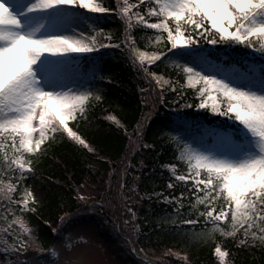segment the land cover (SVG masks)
Here are the masks:
<instances>
[{
	"label": "snow or ice",
	"instance_id": "obj_1",
	"mask_svg": "<svg viewBox=\"0 0 264 264\" xmlns=\"http://www.w3.org/2000/svg\"><path fill=\"white\" fill-rule=\"evenodd\" d=\"M134 8L137 11L133 12ZM109 12L124 23V43L133 54V63L156 81L161 96L165 86L174 90V84L149 66L165 57V52L137 47L132 30L138 25H143L145 31L155 30L154 39L149 37L153 45L163 42L165 47L170 45L168 51L177 49L172 55L183 62L172 61L173 66L190 86L200 85L201 103L197 107H207V96L214 102L213 112L234 122L215 127L198 124L188 133L191 142L183 135L168 134L178 152L176 159L187 171L176 176L177 164L165 167L179 181H194L195 188L192 195L196 203L192 207L197 211L196 218L180 220V224L203 225L188 233L194 239H215L219 232L222 237L235 238L237 246L264 249V0H117L114 5H105L101 0H0V149H4L0 174L12 173L15 177V182L0 179V194L9 204L21 205L23 212L30 200L35 202L32 191L20 189V200H13L12 194L33 171L32 154L40 152L42 145L47 148L46 141H55L58 133L87 147L68 121L78 120L90 104L102 97L98 90L76 87L81 58L74 54L105 47L96 38L101 17L88 13ZM82 23L93 35L78 31ZM202 41L227 47L207 49ZM243 49L261 54L259 68L251 61L252 52ZM230 50L240 55L232 56L229 62L219 61ZM98 71L94 69L93 76ZM217 97L224 99V108ZM108 119L121 123L115 116ZM182 123L190 128L188 121ZM167 186L176 187L172 180ZM155 195L178 205V214L184 207L183 191L179 196ZM221 197L223 202L218 206ZM197 205L204 207L201 210ZM15 222L27 239L9 224L3 231L12 241L3 240L4 254L23 253L30 245L39 247L22 218L17 216ZM51 251L56 255L55 249ZM214 251L219 264H229V250L217 242Z\"/></svg>",
	"mask_w": 264,
	"mask_h": 264
},
{
	"label": "trees",
	"instance_id": "obj_2",
	"mask_svg": "<svg viewBox=\"0 0 264 264\" xmlns=\"http://www.w3.org/2000/svg\"><path fill=\"white\" fill-rule=\"evenodd\" d=\"M101 2L114 5L117 0ZM135 2L136 0H129V3ZM140 10L143 11V8ZM135 11L137 9L134 8L133 12ZM88 14L101 17L97 28L98 32L102 29L101 38L105 48L98 53L79 56L81 86L98 90L102 99L90 104L78 120L68 121L69 126L85 140L87 147L66 137L62 138L58 133L55 141H46L47 148L42 145L40 152L32 154L33 171L20 181L12 198L22 199L20 189L33 185L43 191L44 204L30 200L28 209L21 212V205L9 204L0 194V205L5 206L0 207V264H15L16 260L28 257V253L24 252L4 254L3 240L7 239L9 243L12 241V237L3 231L9 224L15 233L27 239L21 225L15 222L17 216L22 218L25 226L42 246L62 240L72 227L92 223L98 235L131 264H142L138 257L139 250L135 248L134 253L133 246L145 252L149 248L154 252L169 248L182 251L186 253L189 264H219L214 254L217 242L222 248L229 250V264H264V249L237 246L235 238L222 237L219 232L215 233V239H194L188 233L198 231L203 225L180 224V220L196 218L197 211L192 207L196 203V197L192 195L195 188L192 180L176 179V176L186 174L187 170L176 159L178 152L168 134L183 135L184 139L191 142L188 133L198 124L215 127L222 122L229 125L234 122L213 112L214 102L207 96L204 97L207 107H197L201 103L198 94L200 85L190 86L183 74L173 66L172 61L183 62L178 56L172 55L177 49L168 51L170 45L165 47L163 42L159 45L150 43L149 37L154 39L155 30L145 31L143 25H138L132 30V34L136 38L137 47L148 52H165V57L149 66L174 84V90L165 86L162 96L161 89L157 88L150 76H146L133 63L130 50L124 43L125 26L119 17L112 12ZM109 35L111 39H108ZM117 44L120 47H116ZM201 44L207 49L227 47L203 41ZM234 48L242 46L235 45ZM243 51L252 52L251 49ZM238 55L239 52L230 50L219 61L229 62L232 56ZM260 56V53L252 52L251 61L257 68L261 64ZM96 68L100 71L93 76ZM217 102L221 108L226 106L221 97H217ZM110 115L115 116L121 122L120 125L109 120ZM146 119H149L147 125ZM185 120L190 123V128L184 127L182 122ZM145 144L149 147H144ZM3 151L4 149H0V155ZM8 151L11 152V149ZM169 163L177 164L176 176L165 167ZM9 178L15 182L12 173L7 176L0 174V179ZM169 180L173 181L175 188H168ZM87 181L103 189L110 181V190L103 196L94 197L85 205L87 201L77 199V190ZM133 186L137 188L139 195L134 205L129 198ZM181 191L184 192V207L179 209V214L178 205L163 199V196L155 195L163 193L164 196H179ZM222 202L223 197L217 201V205ZM203 207L204 205H197L201 210ZM200 219L203 220V217ZM173 220L176 221L175 224L172 223ZM32 246L34 245L26 248L27 252ZM156 263L188 264L173 256Z\"/></svg>",
	"mask_w": 264,
	"mask_h": 264
},
{
	"label": "rangeland",
	"instance_id": "obj_3",
	"mask_svg": "<svg viewBox=\"0 0 264 264\" xmlns=\"http://www.w3.org/2000/svg\"><path fill=\"white\" fill-rule=\"evenodd\" d=\"M80 10H84L87 12V10L85 9H79V11ZM78 31H84L89 36L93 35V33L89 30L88 25L83 23L79 25ZM96 38L99 42L103 43V38H101V31L96 32ZM103 44L105 45V43ZM104 48L105 47H98L92 53L101 52ZM92 53L74 55L78 56ZM132 55L133 54L131 53V56ZM81 81L82 80L80 76L77 79L76 87H82ZM152 82L157 86V88L160 89L153 78ZM69 87L71 88L73 87V85L70 84ZM110 184L111 182L108 181L106 183V187H104L103 189L102 187H98L94 183L87 181L80 188H78L77 199L87 201L85 202V205H88V201L92 200L94 197H97L98 195L103 196L108 193L111 186ZM134 186L133 188H131L129 196V198L132 199V205L136 203L135 200H137L139 197L137 188ZM28 189L32 191L37 204H44V193L40 188L32 185ZM81 196H83L84 198L81 199ZM120 198H123V194H121ZM37 244L39 245V247L34 245L28 248V252L27 250H24V253H28V257L25 260H16L15 264H25V262H27V264H131L127 259L121 258L118 253L98 235V233L96 232V228L92 223H85L72 227V229H70V231L62 240L55 241L53 243L50 242L46 246H42L38 242ZM40 249L44 250L41 251ZM52 249H55L56 255H52ZM147 251H140L142 264H154L156 261H161L164 258L171 256L176 257L177 259L182 260L185 263H190L185 252H179L175 249L169 248L164 249L161 252H154L151 248H149Z\"/></svg>",
	"mask_w": 264,
	"mask_h": 264
}]
</instances>
